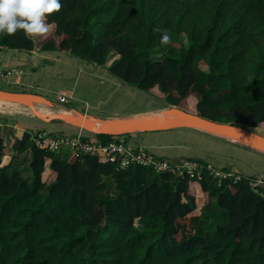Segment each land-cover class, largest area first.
Instances as JSON below:
<instances>
[{
    "label": "trees",
    "instance_id": "16d2710c",
    "mask_svg": "<svg viewBox=\"0 0 264 264\" xmlns=\"http://www.w3.org/2000/svg\"><path fill=\"white\" fill-rule=\"evenodd\" d=\"M46 23L45 34H0V50L64 55L164 108L264 131V0H62ZM111 53L117 59L107 65ZM42 132L55 133H23L19 152ZM131 136L84 140L126 145ZM31 152L29 183L1 166L0 141V264H264L260 176L214 180L197 160L192 174L152 176L141 165L120 169L102 151L71 150L60 161L32 142ZM103 179L112 194L99 192ZM211 197L212 217H227L203 233Z\"/></svg>",
    "mask_w": 264,
    "mask_h": 264
},
{
    "label": "crops",
    "instance_id": "0c3cea01",
    "mask_svg": "<svg viewBox=\"0 0 264 264\" xmlns=\"http://www.w3.org/2000/svg\"><path fill=\"white\" fill-rule=\"evenodd\" d=\"M51 54L0 50V71L4 72V75L7 73L10 74L7 78L0 77L2 84L7 89L3 88L0 90L37 95H41L38 92L51 94L53 90L57 89L50 87L49 82L54 77H61L64 78V81L58 80V85L63 87L64 93H67L64 95L68 99L67 104L74 103L73 106L68 109L65 108V110L75 109L83 114L103 119L143 116L147 111L159 112L158 108H146L132 104L127 105V96L134 95L133 92L112 78L105 69L83 64L64 55L57 56V58L53 59L52 63H49L45 59H50L49 55ZM65 84L69 85L70 88ZM116 94L118 95L117 99L112 101L113 96ZM71 100L72 102H70ZM12 105L23 108V106L17 104ZM13 109H15L17 115L15 114L12 118L0 116V141L2 142L4 150L7 151V156L1 160V166L7 168L8 175L19 173L31 183L33 177L29 164L32 156V141L30 140L28 148L23 152H19V142L21 141L23 133H33L36 130L43 129V124H40L43 122L28 115V112L25 111L27 108L25 107L23 108L25 110H20V108ZM62 129L46 128L45 130L62 134L64 131L67 136L76 135L79 133L78 131H81L70 126L61 131ZM195 133L197 132L194 130L177 129L159 133L136 134L130 138H122L121 140L127 141L126 145L129 149L139 147L165 160L175 161L183 158L197 160L204 162L206 165L208 164L217 171L229 169L245 176H247L245 172H256L253 176H260L264 179L260 172H257L255 169H250L246 165L237 164V166L226 167V163L224 164L222 162L223 160H227L223 158V154L229 153L241 156L252 155V157H255V160L263 164L264 158H259L252 150L230 141L209 134H203L207 136L196 138ZM180 142L184 143V146L178 145ZM66 155L64 152L58 155L57 158L60 161H64L67 158ZM238 165L244 168L243 171L238 168ZM48 173L49 170L47 168L43 174V181L47 182ZM107 182L111 185L110 181ZM215 202V197H211L210 206L215 205ZM214 208L216 207L214 206Z\"/></svg>",
    "mask_w": 264,
    "mask_h": 264
},
{
    "label": "water",
    "instance_id": "95a60500",
    "mask_svg": "<svg viewBox=\"0 0 264 264\" xmlns=\"http://www.w3.org/2000/svg\"><path fill=\"white\" fill-rule=\"evenodd\" d=\"M0 102L23 106L43 123L58 121L92 135L120 137L189 129L239 144L264 155V137L256 132L241 126L216 123L175 107L166 108L153 115L103 119L83 114L75 109L69 113H43L37 109V105L52 107L53 104L43 96L25 92L0 90Z\"/></svg>",
    "mask_w": 264,
    "mask_h": 264
},
{
    "label": "rangeland",
    "instance_id": "374dc122",
    "mask_svg": "<svg viewBox=\"0 0 264 264\" xmlns=\"http://www.w3.org/2000/svg\"><path fill=\"white\" fill-rule=\"evenodd\" d=\"M46 56V55H45ZM50 56V59H45L47 61H49V63H52L53 59L57 58V56H59V54H51L49 55ZM158 58L161 57V55H158L157 56ZM114 59H117V56L115 54H110L109 56V59L107 61V65L113 61ZM0 74L4 75L5 73L0 71ZM10 74H7L5 75L4 77H1V78H7ZM58 80H62L64 81V78H56L54 77L53 80H51L49 83V86L50 87H54L56 88L57 90H53V92L51 94L49 93H42V92H38L40 93L41 95L40 96H43L44 98H46L47 100H49L53 106L52 107H47V106H44V105H37V109L40 110L41 112L43 113H69L71 110H65L70 108L71 106L74 105V103L72 104H67L66 103H61L60 100H59V97H58V94L61 93L60 95H66L67 93H64L65 91H63V87L59 86L58 83L59 81ZM67 87L70 88L69 85L65 84ZM5 87L4 84H2L1 80H0V89H3ZM131 90V92H133L134 95H130V96H127V101H128V104L127 105H140V106H144V107H150V108H158L159 112L158 111H147V113L145 115H153V114H158L160 113L161 111L165 110L166 108L163 107V105L158 102L157 100H154L153 98H151L150 96L144 94V93H141L139 91H137V89H134L132 87H127ZM99 89V88H98ZM7 90V89H6ZM31 93H34L32 91H29ZM118 95H114L113 98H112V101H114L115 99H117ZM137 97V98H135ZM65 98L67 99V97L65 96ZM125 99V98H124ZM68 100V99H67ZM72 102V100L70 101ZM6 104V105H5ZM13 108H20V110H25L21 107H18L16 105H12V104H8V103H1L0 102V116H4V117H9V118H12L13 116H15L16 114V111L15 109ZM29 110V109H28ZM27 109L25 110L26 112H28V115L34 117L32 115V113H30ZM17 115V114H16ZM40 124H43L42 128L43 129H46V128H50V129H60V128H63L61 131L64 130V128H69V126L65 125L64 123L62 122H51V123H40ZM80 130V129H79ZM180 130V129H179ZM189 130V129H188ZM195 132V135L197 136L196 138H202V137H205L207 135H203L205 133L201 132V133H198L200 131H196L194 130ZM254 132H256L257 134L261 135L264 137V131L263 130H253ZM80 134L82 135H85V136H91V134L87 133V132H84L83 130L81 131H78ZM193 132V131H192ZM66 132L63 131V134H65ZM159 133V132H158ZM136 134H133L132 136H134ZM212 136V135H211ZM122 142V141H121ZM172 143H177V142H172ZM233 143V142H232ZM236 144V143H234ZM178 145H182L184 146V143H181L178 144ZM239 145V144H237ZM241 146V145H240ZM245 148V147H244ZM247 149V148H246ZM252 152V151H251ZM254 152V151H253ZM153 155L152 152H149ZM256 155L259 156V158H264V155L263 154H260V153H257V152H254ZM254 155V156H256ZM67 156V155H66ZM155 158L157 159H163V158H159L155 155H153ZM223 158H226L227 160H223L222 162L225 164L226 163V167H232V166H237V164H243V165H246L248 168L250 169H255L257 172H260L263 177H264V164L261 163L260 161H257L255 160V157H252L251 156H241V155H237V154H233V153H229V154H223ZM170 161V160H169ZM238 168L241 169L243 171V167L239 166L238 165ZM262 171V172H261ZM246 175L248 177H254L253 175L256 174V172H245ZM152 176H156V174L153 172L151 174ZM170 189H173V185L172 184H169L168 185ZM113 188L109 185V183L107 181H104L103 182V187L102 189L99 191L101 194H104V193H113L112 192ZM213 204V203H212ZM215 205H212L210 206L207 210L204 211V216H205V219H208V221H205L204 222V225L202 227V232L203 233H206V232H214V229L216 230V228L220 225H222L225 221H226V217H227V214L225 212H219L218 213V216L215 218V220L213 219L212 217V214L213 212H215V208H214ZM213 220V222L211 223V221ZM136 227L137 228H140L139 224L137 223L136 224Z\"/></svg>",
    "mask_w": 264,
    "mask_h": 264
},
{
    "label": "built area",
    "instance_id": "2783aa9c",
    "mask_svg": "<svg viewBox=\"0 0 264 264\" xmlns=\"http://www.w3.org/2000/svg\"><path fill=\"white\" fill-rule=\"evenodd\" d=\"M4 76L5 75L0 74V77ZM58 97L61 103L67 102L65 96L60 95ZM48 134L49 132L39 133L36 137L33 136L31 141L37 146L46 145L47 149L50 152L56 153L57 156L64 152L68 154V151L71 150L76 153V156L87 154L93 151H102L103 153L110 154V162H117L120 169H127L132 165H141L148 168L155 174H163L169 170L188 172L189 174H192L195 170L200 168L199 163L194 160H190L186 163L173 164V162L169 160L157 159L152 154L139 147L129 149L127 145L118 142L116 139L108 142L105 145L97 143L95 146H93L89 142H86L84 140L85 135L80 133L73 136H67L65 134L55 132L50 138L48 137ZM46 138H49L48 141H46ZM119 155L120 158L118 159ZM205 167L213 176L214 180L221 178L239 179L240 177L234 172L217 171L208 164ZM258 182L263 183L262 180H259Z\"/></svg>",
    "mask_w": 264,
    "mask_h": 264
},
{
    "label": "clouds",
    "instance_id": "9594fccd",
    "mask_svg": "<svg viewBox=\"0 0 264 264\" xmlns=\"http://www.w3.org/2000/svg\"><path fill=\"white\" fill-rule=\"evenodd\" d=\"M62 8V0H0V34L13 35L18 30L25 34H45L50 30L47 17ZM161 42L167 44L171 37L166 29Z\"/></svg>",
    "mask_w": 264,
    "mask_h": 264
},
{
    "label": "bare ground",
    "instance_id": "6f19581e",
    "mask_svg": "<svg viewBox=\"0 0 264 264\" xmlns=\"http://www.w3.org/2000/svg\"><path fill=\"white\" fill-rule=\"evenodd\" d=\"M9 104V103H8ZM6 105V104H5ZM24 108V107H23ZM30 113H31V111L30 110H28Z\"/></svg>",
    "mask_w": 264,
    "mask_h": 264
}]
</instances>
